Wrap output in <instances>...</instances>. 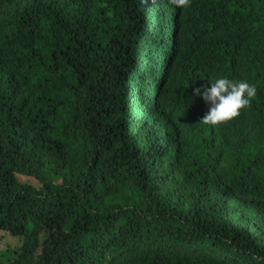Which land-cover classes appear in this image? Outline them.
Returning <instances> with one entry per match:
<instances>
[{
	"label": "trees",
	"instance_id": "obj_1",
	"mask_svg": "<svg viewBox=\"0 0 264 264\" xmlns=\"http://www.w3.org/2000/svg\"><path fill=\"white\" fill-rule=\"evenodd\" d=\"M0 264H264V0H0Z\"/></svg>",
	"mask_w": 264,
	"mask_h": 264
},
{
	"label": "clouds",
	"instance_id": "obj_2",
	"mask_svg": "<svg viewBox=\"0 0 264 264\" xmlns=\"http://www.w3.org/2000/svg\"><path fill=\"white\" fill-rule=\"evenodd\" d=\"M177 8L188 7L191 0H168ZM209 86L196 89V95L202 97L209 104L208 111L200 122L204 125L215 126L238 116L241 109L249 106L255 96L256 88L246 80H236L228 76L209 78Z\"/></svg>",
	"mask_w": 264,
	"mask_h": 264
},
{
	"label": "rangeland",
	"instance_id": "obj_3",
	"mask_svg": "<svg viewBox=\"0 0 264 264\" xmlns=\"http://www.w3.org/2000/svg\"><path fill=\"white\" fill-rule=\"evenodd\" d=\"M15 240H16L15 238H13V237L11 238L10 236H9V237L7 236L5 241H11V242H13V243H14V242L16 243Z\"/></svg>",
	"mask_w": 264,
	"mask_h": 264
}]
</instances>
